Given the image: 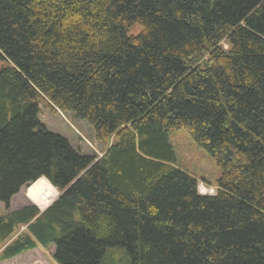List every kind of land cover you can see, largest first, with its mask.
<instances>
[{"label": "trees", "instance_id": "obj_1", "mask_svg": "<svg viewBox=\"0 0 264 264\" xmlns=\"http://www.w3.org/2000/svg\"><path fill=\"white\" fill-rule=\"evenodd\" d=\"M172 129L214 159L215 193ZM41 178L57 197L11 209ZM0 203V261L53 245L55 264H264V0H0Z\"/></svg>", "mask_w": 264, "mask_h": 264}, {"label": "rangeland", "instance_id": "obj_2", "mask_svg": "<svg viewBox=\"0 0 264 264\" xmlns=\"http://www.w3.org/2000/svg\"><path fill=\"white\" fill-rule=\"evenodd\" d=\"M140 30L136 24L132 25L127 33L135 34ZM39 119L47 130L64 137L74 150L83 154H95L100 157L107 147V144L97 141L88 123L73 116L71 112H53L40 104ZM169 142L176 153V164L181 169L189 172L197 180V190L200 194H213L216 191L217 179L220 170L214 159L189 137L183 129H172L169 131ZM42 179H38L12 196L10 200L11 209H17L23 204L35 203L41 209L48 206L58 195V191L51 184L49 197L42 204L34 202L29 195L31 186ZM43 182H48L44 181ZM49 184V182H48ZM30 187V188H29ZM4 208L0 203V215ZM53 245L36 248L24 252L10 260L0 261V264H55L52 260Z\"/></svg>", "mask_w": 264, "mask_h": 264}, {"label": "bare ground", "instance_id": "obj_3", "mask_svg": "<svg viewBox=\"0 0 264 264\" xmlns=\"http://www.w3.org/2000/svg\"><path fill=\"white\" fill-rule=\"evenodd\" d=\"M42 180L38 181L37 183H34L33 186H31L29 195H31V198L34 202L39 204H42L46 199L49 197V192H50V183L48 182H43L47 181L44 178H41ZM45 203V202H44ZM38 205V204H37Z\"/></svg>", "mask_w": 264, "mask_h": 264}, {"label": "clouds", "instance_id": "obj_4", "mask_svg": "<svg viewBox=\"0 0 264 264\" xmlns=\"http://www.w3.org/2000/svg\"><path fill=\"white\" fill-rule=\"evenodd\" d=\"M40 210H42L39 206H37Z\"/></svg>", "mask_w": 264, "mask_h": 264}, {"label": "crops", "instance_id": "obj_5", "mask_svg": "<svg viewBox=\"0 0 264 264\" xmlns=\"http://www.w3.org/2000/svg\"><path fill=\"white\" fill-rule=\"evenodd\" d=\"M24 205V204H23ZM52 251H53V248H52Z\"/></svg>", "mask_w": 264, "mask_h": 264}]
</instances>
